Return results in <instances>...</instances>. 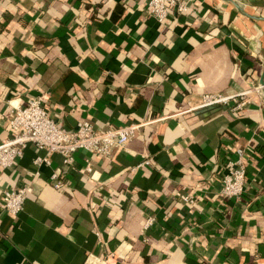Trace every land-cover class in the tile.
<instances>
[{"label": "crops", "instance_id": "0c3cea01", "mask_svg": "<svg viewBox=\"0 0 264 264\" xmlns=\"http://www.w3.org/2000/svg\"><path fill=\"white\" fill-rule=\"evenodd\" d=\"M146 3L0 0V140L29 97L64 130L141 124L107 156L69 167L28 145L0 167V264H264V0H185L164 26ZM235 148L244 192L223 199ZM22 185L11 214L3 193Z\"/></svg>", "mask_w": 264, "mask_h": 264}, {"label": "built area", "instance_id": "2783aa9c", "mask_svg": "<svg viewBox=\"0 0 264 264\" xmlns=\"http://www.w3.org/2000/svg\"><path fill=\"white\" fill-rule=\"evenodd\" d=\"M188 10L185 0H147L146 11L158 24L164 26L166 20L174 14H182ZM262 89L261 85L255 87ZM248 91L233 95L203 94L201 103L196 108L236 102V97H242ZM42 97H29L23 104L10 106L8 124L10 135L0 140V167H9L22 155L28 145L37 150H43L47 155L57 154L62 163L71 166L74 154L78 150L96 153L101 156L109 155L114 148L123 147L132 139L141 124L130 123L119 128L97 130L88 121L81 122L73 130H64L58 126L42 105ZM244 102H237L236 108ZM233 156L226 163V172L221 176L219 196L223 199L239 198L244 192L245 185V151L235 148ZM36 163L46 162L45 157H36ZM146 163V162H145ZM89 168L87 167V170ZM54 188L63 186L58 172L50 176ZM29 187L22 185L16 189L3 193V209L16 214L22 209ZM191 202V198H184ZM114 257V256H113ZM101 264H109L106 257L100 259Z\"/></svg>", "mask_w": 264, "mask_h": 264}, {"label": "water", "instance_id": "95a60500", "mask_svg": "<svg viewBox=\"0 0 264 264\" xmlns=\"http://www.w3.org/2000/svg\"><path fill=\"white\" fill-rule=\"evenodd\" d=\"M259 84L261 85V87H262V91H263V93H264V79H263V78H261Z\"/></svg>", "mask_w": 264, "mask_h": 264}]
</instances>
